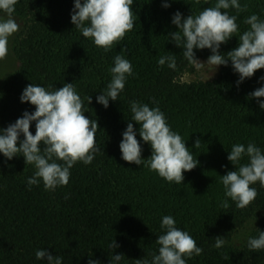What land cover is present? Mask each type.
I'll return each instance as SVG.
<instances>
[{"label": "trees", "instance_id": "trees-1", "mask_svg": "<svg viewBox=\"0 0 264 264\" xmlns=\"http://www.w3.org/2000/svg\"><path fill=\"white\" fill-rule=\"evenodd\" d=\"M216 2L133 0L134 29L106 52L73 29L74 0H17L13 16L23 21L13 42L18 64L0 86V129L25 111H35L34 106L20 102L29 83L46 89L73 83L84 101V115L97 121L100 152L91 164L77 162L70 169L68 184L55 190H45L42 182L29 190L26 180L34 174V166L25 165L22 156L7 160L0 154V264H46L35 256L43 249L62 257V264H88L89 259L109 264L117 254L125 257L120 264L151 260V254H158L155 241L163 234L162 218L169 215L203 249L199 256L185 257L186 264H264V249L250 251L247 247L248 239L258 236L256 229L264 231V188L259 182L251 185L258 195L246 208H237L228 198L230 206L224 209L220 204L225 190L219 177L235 170L227 160L232 145L251 142L264 153V110L255 99H246L264 86L260 81L264 69L237 86L239 75L229 62L227 67L218 66L211 80L183 83L180 77L192 65L169 37L177 31L171 23L174 13L179 11L186 18ZM164 3L170 6L165 9ZM239 3L247 5V11L227 10L237 15L239 27L236 37L220 46L221 54L238 46L239 35L249 27L243 23L246 17L256 14L264 20V0ZM125 47L133 75L127 77L117 101L110 100L105 109L96 97L111 81L108 69ZM194 51L198 60L211 55L210 49ZM171 54L176 55L175 70L167 63L158 66L161 56ZM89 95L91 104L85 99ZM130 101L159 107L171 130L182 136L198 160L195 169L183 174L182 184L167 182L143 164L121 159L119 144L128 123L137 132L141 159L151 155L150 145L139 136L140 126L130 121ZM30 132L35 135V122ZM197 139L202 143L199 149L193 147ZM39 147L43 150L45 146ZM247 162L243 157L241 163ZM252 221L254 227L245 240L233 242ZM217 236L226 241L219 249L214 247ZM112 240L119 245L113 252L108 247Z\"/></svg>", "mask_w": 264, "mask_h": 264}, {"label": "clouds", "instance_id": "clouds-1", "mask_svg": "<svg viewBox=\"0 0 264 264\" xmlns=\"http://www.w3.org/2000/svg\"><path fill=\"white\" fill-rule=\"evenodd\" d=\"M16 3L17 0H0V12L6 14V18L0 16V60L8 55L9 38L20 29L13 17ZM132 5L133 0H74L70 13L73 29L78 30L84 38H91L96 47L107 52L134 29L137 16L132 11ZM162 6L166 9L170 4L164 3ZM229 9H234L239 14L247 11V5L242 7L239 0H217L214 6L203 8L196 15L191 13L186 18L177 11L171 18L177 31L169 33V37L177 48L183 49V57L197 71L206 66H214L216 71L218 66L227 67L231 62L233 71L239 75L236 82L239 86L257 70L264 69V20L256 14L246 17L243 23L249 27L239 35L238 46L221 54L220 46L238 33L237 15H229ZM203 49L211 51L206 62L198 60L194 51ZM126 51V47L122 48L114 57V66L108 69L111 81L96 97V102L105 109L110 100L117 101L124 90L127 77L133 75L132 64L124 55ZM157 63L160 67L167 63L168 68L175 70L176 55H163ZM260 81H264V76L260 77ZM261 98H264V86L246 97L249 100L255 99L259 108L264 110ZM85 99L88 104L92 103L90 95ZM20 102L34 106L35 111H25L13 124L0 129V154L7 160L22 156L25 165L34 166V174L26 180L29 190L31 186L41 182L45 190L66 186L71 175L70 169L77 162L91 164L96 153L100 152L96 145L97 121L84 115V101L77 94L73 83L64 84L59 89H46L29 83L20 96ZM130 111V121L140 126L139 136L144 143L150 145L151 155L146 160L141 159L142 148L136 139L137 132L133 123H128L119 144L121 159L129 164H143L167 182L182 184L183 174L195 169L199 163L185 146L182 136L171 130L159 107L150 108L148 104L130 101ZM33 122L35 135L30 132ZM41 144L45 146L43 150L39 147ZM201 144L200 139H197L193 147L199 149ZM243 157L248 158L246 164L241 163ZM227 160L235 170L219 176L225 190V200L220 206L229 208L230 198L237 208L244 209L258 195L256 188L251 185L259 182L260 187L264 188V153L254 143L250 142L246 146L237 143L232 145ZM160 227L163 234L155 241L159 246L158 254H151V260H134L133 264H186L185 257L191 259L193 255L202 254L203 249L197 247L196 241L187 231L176 227L172 216H164ZM256 230L258 236L250 237L247 241L250 251L264 249V231ZM214 240V247L217 249L226 243L220 236ZM108 247L113 252L119 245L112 240ZM35 256L37 260L46 261V264H62V257L53 256L45 249L37 250ZM124 259L123 254L112 255L109 264H120ZM88 264L100 262L89 259Z\"/></svg>", "mask_w": 264, "mask_h": 264}, {"label": "rangeland", "instance_id": "rangeland-1", "mask_svg": "<svg viewBox=\"0 0 264 264\" xmlns=\"http://www.w3.org/2000/svg\"><path fill=\"white\" fill-rule=\"evenodd\" d=\"M6 18V15H4ZM14 19L16 20V22L20 25V29L17 33H14L8 41V55L4 60H0V86L3 82V80L9 76L14 69L17 66V60L14 56L13 53V42L15 37L18 35V33L20 32V30L22 29L23 26V21L21 19H18L16 16H13ZM201 62H206V60H200ZM214 66L209 67L206 66L204 69L202 70H195L194 67L192 66L190 69H188V71H186L181 77H180V81L183 83H189V82H193V81H206L213 79L214 77L217 76L218 74V68L215 71L214 74ZM214 74V75H213ZM254 227L253 221L251 223H249L246 227V230L243 231L241 233V235L239 237H235L233 242L238 243L241 242L243 240H245V236L249 233V231Z\"/></svg>", "mask_w": 264, "mask_h": 264}]
</instances>
